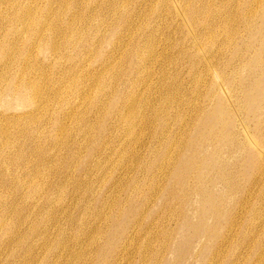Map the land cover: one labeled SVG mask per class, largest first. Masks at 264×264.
Masks as SVG:
<instances>
[{"label": "bare ground", "instance_id": "obj_1", "mask_svg": "<svg viewBox=\"0 0 264 264\" xmlns=\"http://www.w3.org/2000/svg\"><path fill=\"white\" fill-rule=\"evenodd\" d=\"M122 1L123 3L121 0H0V34L5 30L8 32L10 31V37L7 41V45L5 46L0 35V65L2 64L4 66L3 68H0V100H3V104L1 105H4V94L6 91H9L10 96L16 99L18 102L27 103L28 111L26 110L25 112L18 115L19 121H21L23 125L29 121L27 120V116L32 113L38 112L40 114L44 111L45 113L49 114L52 110H55L56 106L59 104V100L64 104L66 102L68 105L73 104L77 115V118L75 119L77 123L79 122L80 118H82V120L85 122L92 120L86 118V114L84 115L85 112L80 108L85 107L87 109L91 106V108L96 109V121L98 124L96 125L95 134L91 135V132H93V128L95 126L94 122L88 123L86 128L81 133V138L83 140L82 142L84 143V140H88L91 146V152L83 159L85 164H88L91 161L94 162L92 164L93 168L91 169L92 171H90V174L93 173L94 170L105 173L107 170L106 168L109 164H111V160L113 158L111 157L112 155H110L108 150H113L109 146V141L110 138H112L116 133V131H111L114 125V128H116L117 131L120 129L124 131V135L121 137L120 145L118 147L122 146V144H124L126 141L128 144H131L132 147V143L135 139L133 136L136 135L138 126L141 125L143 121H146L145 123L150 122L151 120L152 122L157 121L156 123H167V119L165 120V118L161 116L162 114L164 115L167 113H160L158 111L159 109L156 110V108L152 105V102H143V94L141 91L143 88V81H147L149 78L148 80L150 81V89H154L156 93V91L159 89V85L156 83L157 81L155 83L153 82L154 73L159 66L162 67L165 62H167V58H170L167 56V52L166 56L164 52H161L159 55L157 54L159 48L158 45H156L157 37L153 32V25L154 28H157V30H155L158 31V29L163 27V23L167 22L168 20L176 23L177 27L183 33V41L175 47V52L180 57L183 56V58H188L191 63L195 62V66H199V63L202 64L201 67H197V70L192 72H195L194 74L196 75L195 78L193 77L196 80V88L200 89L204 87L206 89V93L204 94L205 97L203 98L204 104L201 105V107L198 109V114L190 122L191 125L194 124L193 128L188 129L184 133V136L179 144L177 136H175L173 141H171L173 143H166L165 141L167 140V137L164 136V129L158 131L159 136L162 135V137L158 136L160 145H158L157 150L153 153L154 159H152L151 163L146 167L152 176V180L150 181L151 184L147 190L153 191L157 194L161 192V194L163 193V195L167 197L177 194L180 201H186L184 204L185 209L182 211L184 223L194 229L195 237H205L207 239L208 245L206 246V250L209 257L211 256L212 260V262L209 264H215L222 255L224 245L227 244V241L229 238H231V235H233L236 226V223L233 221L236 213H233L234 210L232 211V209L227 206L228 201L235 199L234 195H232L233 193L236 192L239 194L241 191L246 189V187H241L239 175H237L236 171L234 170L235 166L230 167L229 164L227 165L226 162H224V147L229 148L230 146H233V142H235L233 149L236 151L238 149L239 153L248 154L246 163L249 164L252 173L261 170V165L262 169L264 168V147L260 145V142L255 140L250 144L244 140L238 139L237 141L234 139L236 133L240 134L238 125L235 124L234 112L237 113L241 109H236L233 105L234 102L239 101V103L245 105L243 107L249 108V112L253 113L251 120L256 123V133L258 135L261 134L262 125L264 127V42L261 43L260 51L256 57L248 59L247 61H244V59L241 60L243 58L242 49L237 46L233 47L235 34L233 26L230 25H232V23L234 24V19H232L228 13L229 5L226 4V0H222V9L224 8L223 10L221 9L222 13L220 10L217 11L215 9V5L213 4L214 0H137V8L136 10L133 9L132 11L129 9V3L131 1ZM147 11H149L148 17H146ZM145 13V17L148 19L144 23L143 15ZM224 18L225 23L223 22ZM143 24H146L145 26L147 29L144 32ZM196 24L200 26V29L197 27V32L193 27ZM248 26L252 27L251 25ZM8 27L10 28L7 30ZM177 27L175 26V28ZM165 28L169 32L168 36H172V28L169 27V25L167 27L165 26ZM91 30L92 32L90 33ZM208 32L211 34H209L211 36L209 38H212L211 42L216 41L214 39L217 38L218 35L220 36V34H222V39L219 38L220 42H222V44H226V46L227 44L228 46H232L230 50L232 53L231 59L226 58L224 62L222 60L224 67L221 69L213 63V56L208 57V53H201L204 50L202 49L203 47L200 41H202V39L207 36ZM110 35L115 37L113 42H110ZM171 42L169 44H171ZM111 43H113L111 46L112 49L106 55L103 62L104 70L99 75L94 77L93 82L86 84L88 81L86 78L89 79V76H86V70H84L85 64H87V62H95V60L101 56V51L104 46ZM143 46L145 47V50L147 49L146 52L144 51L145 53H143ZM69 48H71V52L68 50ZM165 48L166 47H164L163 50ZM35 50H38V52L40 50L43 53L47 52L50 55L49 58L51 61L59 62L61 68V70L58 72L59 80L54 81L50 86L46 87V84L43 80V76L45 75L43 72V64L46 61V56H44L42 60H38L39 57L34 54ZM192 50L199 57L198 63L191 53ZM72 52L75 54L74 57L71 55ZM118 55L120 58L124 59V62L132 59L135 60V66H130L129 70H125L122 68V66H120L121 63L116 62V58L119 57ZM235 59L236 61L241 60V65L244 61L243 68L247 70L249 74H251V76L246 79V83L237 82V80L233 77V75H238L240 72V68L235 69L232 65V62ZM173 62L175 63V61ZM13 65H15L17 68V76L15 79H9L11 77V73L9 71ZM65 65H68L69 71L62 70ZM216 72V76H213V74ZM81 76H85V79L80 83ZM124 76H127L125 83L128 88L127 94L123 98H116L115 92L118 89L117 85H119V81H121ZM77 78H79V81H77ZM171 82L173 81H170V83ZM164 88L165 93L166 91L169 93L170 90L173 93L170 95L168 93L162 95V103L164 106H168L169 104L170 107H172V104L178 102V97H176L178 92H175L177 89H175V85H165ZM107 91L110 92V94H108ZM89 92L92 93L89 94ZM195 94L197 95V93ZM82 95H85V97ZM89 95H95V97ZM87 96L89 97L87 98ZM96 97L97 102L93 103L95 100L94 98ZM82 98L84 100H82ZM71 100L72 103H70ZM147 111H152L154 114L146 117ZM53 112L51 114H54ZM68 116L72 117V112H70ZM44 117L46 118V116ZM32 119L34 120V118H31V120ZM40 119L39 123L41 122ZM108 122L112 126L108 127ZM181 122L183 124V122L185 123L186 120L182 118ZM190 124L188 123V125ZM6 127L8 126L5 125L4 127V124L0 125V140L7 138L6 142L1 143L2 145L0 147V152H3L2 155L5 157V162L7 165L13 163H18L19 165L21 164V159L20 161H17L18 157L15 158L11 156L13 154L12 152L14 148L12 147V141H9L10 139L8 138L11 137V135L9 136V133L12 129L10 130L8 129L9 127ZM194 128H197V130L193 132ZM73 129L76 130L75 128ZM110 131L111 133L109 135L108 132ZM40 132L42 133V131ZM59 132L60 135L66 132L64 125H60ZM137 136L138 135H136V137ZM207 143L213 144L211 145V149L207 147ZM57 144H59V142ZM165 145L166 149L162 150L163 153H160L161 148L164 149ZM117 149L118 148H115L114 152L119 151V149ZM233 149L231 147L229 150H227L231 151L229 154H234V151H232ZM130 151H132V148ZM122 154L124 156L125 153ZM158 156L160 158H158ZM103 158H107L108 161L103 163ZM258 159L261 161V164L258 163ZM117 163H119V161ZM114 167L116 168V165ZM6 169L8 170V168ZM39 171L40 169L38 172ZM18 178L15 179V189L18 190L19 187L28 188V185L22 183L19 180L20 178ZM164 181H166L165 184H163ZM35 182L38 181L36 180ZM257 182L258 180L254 181L250 185L253 187ZM221 184L223 189L219 191L217 188H219ZM33 185L34 184H32V186ZM38 185V187H40V184ZM141 185L142 182L140 181V184L138 185L140 186L139 189L142 193V206H139L140 215L143 213V193L147 195V193L142 189ZM51 187V184L48 185L49 190ZM33 188L34 186L32 189ZM33 190H35V188ZM36 192H39L38 188L35 190V193ZM41 193H39V198ZM34 196L35 195H33V198ZM192 196H194V198H191ZM58 197L60 196H57V201ZM195 198H197V202L194 201ZM34 199H36V197ZM1 200L4 199L2 198ZM52 202L53 201H51L50 195L47 193L43 198L41 207L38 208L36 206L33 210V216L36 217L41 210L47 209ZM151 202L152 199L148 200L146 198L145 206H148ZM88 203H90V201ZM197 203L198 206H195ZM105 204L106 207L109 209L111 208L110 203L107 204L106 202ZM118 204L119 202L115 205L118 207ZM243 205L244 203H239V207ZM190 207H194L196 210L195 213H197V222L193 220L194 214H191L189 211ZM115 208L116 207L110 209L111 212L106 216L107 218L112 217ZM137 210V206H131V209L125 214L123 222H120L116 230L113 232L115 236H117L119 233L121 235L127 234L123 244L121 245V254L124 251H127L128 247L132 245L134 241L133 237H131L133 230L129 232L127 226L128 222H130L132 218L136 217V213L138 214V212H136ZM3 213L5 215L7 212L5 213V211H3ZM99 214V217L103 216ZM58 222L59 221H55V223H57L55 227L58 226ZM5 223L4 225H6ZM1 224H3V221H1ZM0 226L3 227L2 225ZM20 226L21 224L18 225L19 228L17 227L18 233L22 232V228ZM41 226H44V228L48 229V225L46 223L38 221L37 226L30 228V230L28 229L29 233H22V239H24L23 243L25 244L29 239L33 240L34 238L38 237ZM9 230V232H11V229ZM82 230L83 229H81V233ZM95 239L96 236L93 234V236H87L85 241H82V239L77 241L76 247L78 248H76L74 250L75 253H73V255H75L76 262L86 256L83 251L84 246L88 248V246L94 243ZM13 241V237L7 241L0 240V248L3 249ZM115 244L117 246V241ZM28 247L29 249L27 251H30L33 248L32 245ZM42 248L43 247H41V250ZM49 251H53V248L51 247ZM141 252H143V245L141 247ZM144 253L146 254V252ZM2 255L5 257L4 251L1 256ZM55 255L56 261H58L57 259L62 261V259L65 257V252H63L61 255H58L57 253ZM119 258L120 255L115 258L111 264H118ZM258 258H260V255H258ZM53 262L55 263V261ZM62 262L65 264L64 261Z\"/></svg>", "mask_w": 264, "mask_h": 264}, {"label": "rangeland", "instance_id": "obj_2", "mask_svg": "<svg viewBox=\"0 0 264 264\" xmlns=\"http://www.w3.org/2000/svg\"><path fill=\"white\" fill-rule=\"evenodd\" d=\"M129 1H131L129 3V9L131 11L133 9L136 10L138 1ZM121 2L123 3L122 0ZM225 2L227 5H229L228 13L230 14V17L234 19V24L232 23V25H230L233 26L235 34L233 47L237 46L242 49L243 58L241 60L244 59V61H247L248 59L256 57L260 51L261 43L264 42V0H226ZM213 4L215 5V9L217 11H221L222 0H214ZM146 13V17H148L149 11H147ZM146 13L143 15L144 23L148 19L145 17ZM223 22L225 23V18L223 19ZM145 25L143 24V32L147 30ZM168 25L172 28L173 31L171 34L172 36L170 37L168 36V30L165 28V26L167 27ZM248 25H251L252 27H249ZM162 26V28L156 31L157 28H154L153 25V32L157 37L156 45H158L159 48L157 54L159 55L161 52H164L165 56L168 54L167 56L170 58L166 59V65L164 64L162 67L159 66L160 68L158 67L159 69L157 68L154 73L153 82L155 83L157 81L156 83L159 85V89L157 90L158 93L157 91L155 93L154 89H150L151 87L149 83L150 81L148 80L149 78L147 79V81H143V88L141 92L143 94V102H152V105L156 108V110L159 109L158 111L160 113H167L161 115L165 118V120L167 119V123H156L157 121L152 122V120L145 123L146 121H143V123L139 125L140 127L138 126V134L136 133V135L138 136H133V138L135 139L133 142L134 144L132 143V147L131 144L127 143V141L122 144V146L118 147L120 145L121 137L124 135V131L122 129L117 131L116 128H114V125L111 131H116V133L112 138H110L109 141V146L113 150H108L110 155H112L111 157L113 158L111 160V164H109L106 168L107 170L105 171V173L94 170V172L90 174V171H92L91 169L93 168L92 164L94 162L91 161L90 163L85 164L83 159L87 154L91 152V146L88 140H84V143L82 142L83 140L81 138V133L86 128V125L88 123L94 122L95 126L93 128V132H91V135L95 134L96 125L98 124V122L96 121V109L91 108L90 105V107H88L87 109L85 107L80 108L85 112L84 115L86 114V118L92 120H88L89 122H85L82 120V118H80L79 122L77 123L75 120L77 118V115L73 104L68 105L66 104L67 102L64 104L59 100V104L56 106V108L58 109L55 108V110H52L49 114L45 113L44 111L42 112L43 114H39L38 112L32 113L27 116V120L29 121H27L23 125V123L19 121L18 115L25 112L26 110L28 111V104L18 102L16 99L10 96L9 91H4V105H1L3 104V100H0V125L4 124V127L6 125L9 127L6 128L10 130L12 129L9 133V136L11 135V137L8 138L10 139L9 141H12V147L14 148L12 152L13 154L11 156L15 158L18 157L17 161H20L21 159V164L18 165V163H13L7 165V163L5 162V157H3L2 155L3 152H0V225L3 226H0V240L7 241L12 237L14 239V241L9 244L10 246L8 245L3 249L0 248L1 264H63L62 261H64L65 264H111L113 260H115V258H117L119 255L120 258L118 264H209L212 262L211 256L209 257L206 250V246L208 245L207 239L205 237H195L194 229L184 223L182 211L185 209L184 204L186 203V201H180L177 194H173L167 197L164 196L163 193L161 194V192L157 194L153 191L147 190V188L151 184L150 181L152 180V176L150 175L146 167L151 163V160L154 159L153 153L157 150L158 145H160L158 131L164 129V136L167 137V140L165 141L166 143H173L171 141H173L175 136H177L179 144L184 136V133L188 129L193 128L194 124L191 125L190 122L198 114V109L201 107V105L204 104L203 98L205 97L204 94L206 93V89L204 87L200 89L196 88V80L194 79L196 75L194 74L195 72H192L197 70V67H201L202 64L199 63V66H195V62L191 63L188 58H183V56L180 57L175 52V47L183 41V33L177 27L176 23L171 20L163 23ZM175 26L177 28H175ZM193 27L195 28L196 32L198 31L197 27H199L200 29V26L197 24ZM9 28L10 27H8L7 30ZM9 32L5 30L0 34L1 40L4 41V46L7 45V41L10 37ZM91 32L92 30L90 31V33ZM209 34L210 33L208 32L207 36L204 37L202 41H200L202 43V49L204 50L201 53H208V57L213 56V63L221 69L224 67V64H222L224 60L226 58L231 59L232 53L230 50L232 46H228V44L226 46V44H222V42H220V39H222L223 37L222 34H220L221 37L219 35L218 37L216 36L217 38L214 39L216 41L211 42L212 38H209L211 37V34ZM109 39L110 42H113L115 40V37L113 35H110ZM167 42L168 44L171 42L172 45H168ZM213 43L215 44V47ZM112 45L113 43L105 45L101 51V56L96 59L95 62H87V64H85L84 70H86V76H89V79L86 78L88 80L86 84H90L91 82H93L94 77L99 75L104 70L103 62L106 55L111 51ZM163 46L166 47L164 50ZM143 49V53H145L147 49L145 50L144 46ZM68 50L70 51L71 48H69ZM191 53L198 63V55L195 54L193 50L191 51ZM34 54L39 57L38 60H42V58L46 56V61L43 64V72L45 74L43 76V80L46 84L45 86H50L54 81H58V72L59 70H61L59 62L51 61L49 58L50 55L47 52L43 53L40 50L39 52L38 50H35ZM71 55H73V57L75 56L73 52ZM241 60L236 61L235 59L232 62V65L235 69L240 68L239 74L233 75V77L237 80V82L246 83V79L250 77L251 74H249L247 70L243 68L244 61L241 65ZM173 61H175V63ZM116 62L121 63L120 66H122V68H124L125 70H129L130 66H135L136 61L132 59L124 62V59L120 58L119 56L118 58H116ZM3 67L4 66L1 64L0 68ZM164 68L166 71L164 70ZM62 70L69 71L68 65H65ZM9 72L11 73V77L9 79H15V77L17 76V68L15 67V65H13ZM217 72L213 74V76H216ZM126 77L127 76H124L122 78V82H117L119 85H117V93L115 92L116 98H123L127 94L128 88L125 85ZM84 79L85 76H81L80 83ZM77 81H79V78H77ZM170 81L173 82L170 83ZM165 85H175V89H177L175 90V92H178L176 94V97H178V102L172 104V107H170L169 104L168 106H164V104L162 103L161 96L168 93L167 91L165 93ZM197 90L199 91V93ZM90 93L92 92H89V94ZM107 93L110 94V92L108 91ZM152 93L156 95L154 96ZM172 93L173 92L170 90L168 94L170 95ZM195 93H197V95ZM82 96L85 97V95ZM89 96L95 97V95ZM89 96H87V98ZM94 99L95 100L93 101V103H96L97 97ZM82 100L84 99L82 98ZM70 103H72V100L70 101ZM189 104L192 106H190ZM233 105L235 106L234 108L241 109H239L240 111H238L237 113L234 112L235 124L238 125V128L240 130V134L236 133L234 139H236L237 141L238 139L244 140L249 142L250 144L256 140L257 142H260L261 146L264 147L263 125V128L261 127L262 133L258 135L256 133V123L251 120V118L253 117V113L249 112V108L243 107L245 105L239 103V101L234 102ZM52 112L54 114H51ZM70 112H72V117L68 116ZM151 114L154 113H152V111H147L146 117H149ZM44 116H46V118ZM31 118H34V120H31ZM182 118L186 120L185 123L187 124H185L184 122L182 124ZM39 119L41 121L40 123ZM188 123L192 127L188 125ZM60 125H64L66 129V132L61 135L59 132ZM108 125V127L112 126L109 122ZM17 127L19 128V130ZM24 127L26 128V130ZM73 128H75L76 130H74ZM196 130L197 128H194L193 132ZM40 131H42L43 135ZM111 131L108 132L109 135ZM159 137H162V135H160ZM58 139H60L61 141ZM6 140L7 138L3 139L0 142V147L2 145L1 143L6 142ZM58 142L59 144H57ZM234 143L235 142H233V146L235 145ZM211 145L213 144L207 143V147H209L210 149ZM233 146H230L229 148L223 146L225 148L223 150V152L225 151L224 162H226L227 165L229 164L230 167L235 166L234 170L236 171V174L239 175V178L241 180V187H246V189L241 191V193L239 194H237L236 192L233 193L232 195H234L235 199L228 201L227 206H229L232 211L234 210L233 213H236L233 220L236 223V226L233 235H231V238H229L227 244L224 245L222 255L215 264H264V168L262 169L261 165V170L252 173L249 164L246 163L248 154L239 153L238 149L237 151L233 149ZM231 147L233 149L232 151H234L233 155L229 154V152L231 151H227ZM115 148L119 149V151H115L116 153L114 152ZM131 148L132 151H130ZM165 149L166 145L164 146V149L161 148L160 153H163L162 150ZM122 153H125L126 156L125 154L123 156ZM158 158L160 157L158 156ZM107 161L108 159L105 158L103 163ZM118 161L119 163H117ZM114 163L116 165V168L114 167ZM258 163L261 164V161L259 159ZM5 167L8 168L9 172ZM39 169L40 171L38 172ZM17 178L22 183L28 185V188L19 187V189L16 190L14 185L16 183L15 179ZM32 180L33 182L37 180L38 182H35L37 184L33 183ZM256 180H258V182L252 187V185L250 184ZM140 181L142 182V189L147 193V195L143 193L142 215L139 214V206H142V193L139 189L140 186H138L140 184ZM166 181H164L163 184H165ZM32 184H34L33 186L35 190L37 188L39 189V192L35 193V190H33L34 188L32 189ZM38 184H40V187H38ZM50 184L52 185V187L49 190L48 185ZM222 189L223 186L221 184L220 187L217 188V190L221 191ZM40 190L41 192H43L41 193ZM39 193H41L40 198ZM47 193L50 195V199L53 202L47 209L41 210L36 217L33 216V210L36 206L38 208L41 207L43 198ZM33 195H35L34 198L36 197V199L33 198ZM56 195L60 196L58 197V201L60 199L59 203L57 201ZM2 198L4 200H1ZM146 198L148 200L152 199V202L150 203L151 205L149 204L148 206H145ZM191 198H194V196H192ZM89 201L90 203H88ZM194 201L197 202V198H195ZM106 202L107 204H111V208L116 207L111 218L106 217L111 212V208L109 209L108 207H106ZM118 202L119 204L117 207L115 204H117ZM239 203H244V205L239 207ZM133 205L137 206L138 210L136 212H138V214L136 213V217L132 218V220L128 222L127 227L129 232L133 230L131 237H133L134 241L132 245L128 247L127 251H124L121 254V245L123 244L127 234L121 235L119 233L117 236H115L113 232L116 230L119 223L123 222L125 214L131 209V206ZM195 206H198V203L195 204ZM194 207H190L189 211L191 212V214H194L193 220L197 222V213H195L196 210ZM3 211L7 213L4 215ZM98 214L103 216L99 217ZM1 221H3V224H1ZM38 221L46 223L49 230L44 228V226H41L39 229L38 237L34 238L33 240L29 239L28 242L24 244L22 233H29L30 228H34L35 226H37ZM55 221H59V227H55L57 225ZM4 223L6 225H4ZM20 224L22 232L18 233L17 227ZM9 229H11V232H9ZM81 229H83L82 233ZM93 234L94 236H96L97 240L95 239L94 243L90 246L86 245L88 246V248L84 246L83 251L86 256L76 262L75 255H73V253H75L74 250L78 248L76 247L77 241H79V239L85 241L87 239V236H93ZM116 241L117 246L115 244ZM30 245H32L33 248L32 250L27 251L29 249L28 246ZM142 245L143 252H141ZM41 247H43L42 250ZM51 247L53 248V251H49ZM3 251L5 253V257L4 255L1 256ZM63 252H65V257L62 259V261L59 259H57L58 261H56L55 254L57 253L58 255H61ZM144 252H146V254ZM258 255H260V258H258ZM125 257H128L129 259H126ZM53 261H55V263Z\"/></svg>", "mask_w": 264, "mask_h": 264}]
</instances>
